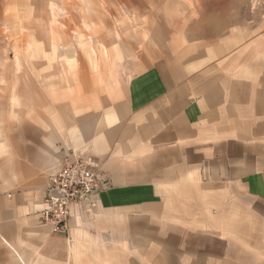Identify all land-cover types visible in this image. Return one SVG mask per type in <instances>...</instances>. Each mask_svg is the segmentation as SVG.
Segmentation results:
<instances>
[{
	"label": "crops",
	"instance_id": "crops-1",
	"mask_svg": "<svg viewBox=\"0 0 264 264\" xmlns=\"http://www.w3.org/2000/svg\"><path fill=\"white\" fill-rule=\"evenodd\" d=\"M179 28L136 50L120 109L11 150L0 264H264V0H197ZM71 152L109 183L60 234L38 213Z\"/></svg>",
	"mask_w": 264,
	"mask_h": 264
},
{
	"label": "rangeland",
	"instance_id": "rangeland-1",
	"mask_svg": "<svg viewBox=\"0 0 264 264\" xmlns=\"http://www.w3.org/2000/svg\"><path fill=\"white\" fill-rule=\"evenodd\" d=\"M196 1L0 0L2 172L32 137L62 134L68 119L80 134L106 105L120 109L136 50L182 36L183 7Z\"/></svg>",
	"mask_w": 264,
	"mask_h": 264
},
{
	"label": "built area",
	"instance_id": "built-area-1",
	"mask_svg": "<svg viewBox=\"0 0 264 264\" xmlns=\"http://www.w3.org/2000/svg\"><path fill=\"white\" fill-rule=\"evenodd\" d=\"M108 183L107 174L83 153H69L62 158L61 168L48 179L39 221L55 233L66 234L70 207L77 203L92 205V199Z\"/></svg>",
	"mask_w": 264,
	"mask_h": 264
},
{
	"label": "bare ground",
	"instance_id": "bare-ground-1",
	"mask_svg": "<svg viewBox=\"0 0 264 264\" xmlns=\"http://www.w3.org/2000/svg\"><path fill=\"white\" fill-rule=\"evenodd\" d=\"M98 167V166H97ZM99 168V167H98ZM100 169V168H99ZM106 174V173H105ZM108 176V175H107Z\"/></svg>",
	"mask_w": 264,
	"mask_h": 264
}]
</instances>
